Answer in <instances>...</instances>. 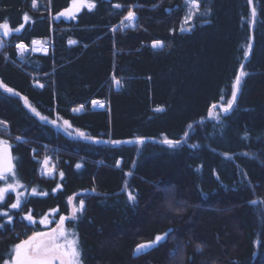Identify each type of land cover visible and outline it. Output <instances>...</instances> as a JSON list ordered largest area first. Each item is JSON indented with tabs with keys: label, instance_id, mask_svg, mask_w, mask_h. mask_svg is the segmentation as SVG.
I'll return each mask as SVG.
<instances>
[{
	"label": "trees",
	"instance_id": "16d2710c",
	"mask_svg": "<svg viewBox=\"0 0 264 264\" xmlns=\"http://www.w3.org/2000/svg\"><path fill=\"white\" fill-rule=\"evenodd\" d=\"M91 2L94 9L69 19L58 14L71 0H0V23L23 25L0 32V81L20 94L0 89V139L12 146L27 197L10 209V192L0 207L13 216L11 224L0 217V264L15 244L67 215L77 193L85 210L68 225L83 264H264V0H199L185 32L186 0ZM129 10L136 26L116 27ZM32 40H47L48 51H32ZM155 40L164 47L153 48ZM19 43L28 46L23 55ZM241 64L248 75L237 103L215 118L212 105L230 99ZM59 117L91 139L50 122ZM45 157L54 176L42 172ZM29 210L35 225L20 219ZM45 215L47 228L38 222ZM166 232L156 247L135 252Z\"/></svg>",
	"mask_w": 264,
	"mask_h": 264
},
{
	"label": "snow or ice",
	"instance_id": "6c2138e0",
	"mask_svg": "<svg viewBox=\"0 0 264 264\" xmlns=\"http://www.w3.org/2000/svg\"><path fill=\"white\" fill-rule=\"evenodd\" d=\"M249 3H252V0H249ZM33 5L35 6V0H33ZM186 5H188V12L184 17V23L180 27L181 32L191 31V21L196 15L197 12L200 11V3L199 0H186ZM88 8L89 10L94 9L96 7L94 2L91 0H71V6L66 8L58 15L63 16L69 19H74L78 12L83 8ZM116 8L122 7L121 5H115ZM251 15L253 18V23H255V17L257 15L256 8L253 7L251 11ZM23 19L27 22L30 18L27 14H24ZM137 20V16L135 11L129 10L127 15L124 17V20L121 21V24H124V21L129 22V25L135 27ZM184 25H189V27H185ZM23 28V25L16 27L15 29L7 23H0V32L2 35L7 37L12 34L13 31L19 32ZM116 31L117 29H112ZM175 31V30H173ZM36 46L33 50H39L47 52V48L45 47V41L42 40H32L31 42ZM70 44L76 43V41H69ZM3 46V41H0V47ZM19 49L20 54L23 55L27 52L28 46L19 43L16 45ZM153 48H162L164 44L160 40H155L152 43ZM251 51V44H248L247 51L244 53L247 56ZM248 75L245 70V66L243 64L240 65L239 72L235 76L234 83L232 85V90L230 93V99L227 100L224 104L220 106L221 110L224 113H229L234 109V106L237 103L238 94L241 92V85L244 80V77ZM114 79V83L117 87L120 86L121 82L119 80ZM39 87H43L42 84L38 85ZM0 89H3L5 92L10 93L15 96H19L20 94L15 91V89L8 87L3 81H0ZM25 105L33 112L36 116H38L41 120H48V117L41 115L36 108H34L30 103L27 97L22 98ZM93 106L99 105L103 106L100 101L94 100L92 101ZM84 105H80L78 108L73 109L74 112H79L83 110ZM213 109L217 108L216 104L212 105ZM157 111H162V109H157ZM215 118H219V113H214ZM62 119V118H60ZM53 125H57V120L50 121ZM3 123V122H0ZM62 126L64 130L68 133V135L76 134L85 139H91V137L87 136L86 133L80 131L79 129H73L71 123L67 120H63ZM19 139V138H18ZM138 143H144L142 139H138ZM112 144H121L125 143L124 141H110ZM127 143H132V141H127ZM162 143L167 144L169 146H176L180 143V141H174L171 139L165 138ZM14 157L11 152V145L8 141L0 139V181H4V185L0 186V207L5 206V198L6 195L10 192L15 193V202L11 203L8 206L10 209H21L22 204L27 203V197L24 192L19 191L26 186L23 185L18 178H16ZM49 159L45 158L43 161V165L47 174L49 176L53 175L55 169L54 167H48ZM119 164V161L117 162ZM80 167V165H77ZM60 177L63 178V172L59 173ZM131 175V173H128ZM9 177H11L14 182H8ZM59 187V186H58ZM31 195L33 196H47L48 193L44 191H39L37 188L31 189ZM74 197L69 198V204L72 205L71 209V217H67L61 215L59 217L58 222L54 228L48 230H39L33 231L31 235H28L26 239L21 240L19 243L15 244L11 250L9 260L5 261L4 264H83V250L80 245L78 234L75 231H69L66 227V221L77 220L79 218L78 214L83 213L85 210L84 200L81 199L78 204L73 203ZM128 200L135 202L136 196L132 192H128ZM55 210H53V213ZM0 217L6 218V223L11 224L13 221V216L9 214L8 210H0ZM21 220L27 221L31 225L37 224L36 218L31 214V210L22 217ZM39 224L44 225L47 228V225L51 224L53 221L49 219L48 215L43 216L39 219ZM5 224L0 223V228H4ZM169 233H164L163 235H156L153 240L147 241L145 243L138 244L135 248V252L137 254H142L145 251L152 249L159 245L162 241L166 240ZM198 250H200V246H198Z\"/></svg>",
	"mask_w": 264,
	"mask_h": 264
},
{
	"label": "rangeland",
	"instance_id": "374dc122",
	"mask_svg": "<svg viewBox=\"0 0 264 264\" xmlns=\"http://www.w3.org/2000/svg\"><path fill=\"white\" fill-rule=\"evenodd\" d=\"M187 8H188V5H187ZM119 26V25H118ZM118 26H116V27H118ZM185 27H189V25H184ZM119 27H121V26H119ZM130 27V26H129ZM121 28H127V26H125V27H121ZM0 41H2V39L0 38ZM45 47L47 48V51H48V45H49V43H48V41L47 40H45ZM34 48H36V46L35 45H33L32 46V51H34L33 49ZM35 52H42V53H45L44 51H39V50H35ZM38 85H39V83H38ZM116 87V86H115ZM97 106H99V105H97ZM223 111L221 110V108H220V106H217V108L216 109H211V114L214 116V113H222ZM54 120H57V122H58V124H57V126L58 125H62L63 124V120H65V119H60V117L59 118H56V119H54ZM3 124V123H2ZM58 127H60V128H62V129H64L62 126H58ZM73 127V126H72ZM4 140V139H3ZM42 172L43 173H45V169H44V166H43V164H42ZM5 183V182H4ZM4 183H0V186H3L4 185ZM20 191V190H19ZM24 192V191H23ZM25 193V192H24ZM81 193V192H80ZM70 197H74V200H73V203L74 204H78V202H79V199H80V197L78 196V193L77 194H73V195H71ZM69 197V198H70ZM68 203H69V199H68ZM71 209H72V205L71 204H69V213L67 214V215H65V216H67V217H71ZM49 219H50V217H49ZM52 219V218H51ZM69 220H71V219H69ZM69 220H67L66 221V227H67V229L71 232V231H73L71 228H70V226L68 225V221ZM48 226V225H47ZM56 226V224L52 227V228H54ZM49 229H51V228H49Z\"/></svg>",
	"mask_w": 264,
	"mask_h": 264
},
{
	"label": "built area",
	"instance_id": "2783aa9c",
	"mask_svg": "<svg viewBox=\"0 0 264 264\" xmlns=\"http://www.w3.org/2000/svg\"><path fill=\"white\" fill-rule=\"evenodd\" d=\"M122 20H124V18H123ZM122 20H121V21H122ZM121 21H119V23H118L117 25H115V26H118V25L121 26V27H122V26H123V27H125V26L129 27V26H130V25H129V22L124 21V24H121ZM115 28H116V27H115ZM45 158H47V157H45ZM45 158H44V159H45ZM43 166H44V165H43ZM48 167H50V168H51V167H54V169H55V163H54L52 160H50V159H49V165H48ZM44 169H45V167H44ZM45 173L47 174V171H46V170H45ZM53 174H54V173H53ZM47 175H48V174H47ZM51 176H52V175H51Z\"/></svg>",
	"mask_w": 264,
	"mask_h": 264
},
{
	"label": "water",
	"instance_id": "95a60500",
	"mask_svg": "<svg viewBox=\"0 0 264 264\" xmlns=\"http://www.w3.org/2000/svg\"><path fill=\"white\" fill-rule=\"evenodd\" d=\"M102 104V103H101ZM103 106L101 107V106H94V107H96V108H104L105 107V105L104 104H102ZM11 152H12V155H13V157H14V154H13V150H12V146H11ZM14 164H15V161H14Z\"/></svg>",
	"mask_w": 264,
	"mask_h": 264
},
{
	"label": "bare ground",
	"instance_id": "6f19581e",
	"mask_svg": "<svg viewBox=\"0 0 264 264\" xmlns=\"http://www.w3.org/2000/svg\"><path fill=\"white\" fill-rule=\"evenodd\" d=\"M115 86H116V84H115Z\"/></svg>",
	"mask_w": 264,
	"mask_h": 264
}]
</instances>
